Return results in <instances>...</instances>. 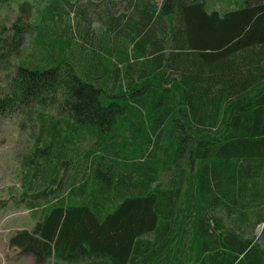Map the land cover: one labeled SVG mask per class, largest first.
I'll return each mask as SVG.
<instances>
[{
    "label": "trees",
    "instance_id": "1",
    "mask_svg": "<svg viewBox=\"0 0 264 264\" xmlns=\"http://www.w3.org/2000/svg\"><path fill=\"white\" fill-rule=\"evenodd\" d=\"M239 1L87 0L75 49L35 66L14 60L24 1L0 24V116L34 113L37 150L68 161L73 135L98 131L91 179L23 174L19 199L42 214L10 246L52 264H264V0ZM119 118L132 156L106 136Z\"/></svg>",
    "mask_w": 264,
    "mask_h": 264
},
{
    "label": "rangeland",
    "instance_id": "2",
    "mask_svg": "<svg viewBox=\"0 0 264 264\" xmlns=\"http://www.w3.org/2000/svg\"><path fill=\"white\" fill-rule=\"evenodd\" d=\"M23 1L25 6L20 10V4ZM70 1L77 3L79 6L70 7L67 0H8L0 5V24L6 23L9 26L20 11L23 14V18L29 20L30 23L28 27L29 31L24 36L20 52L14 59L15 62L20 61L32 66L41 65L48 58L49 52L53 50L51 49L52 46L56 47L55 50L59 53L58 61H65L67 59L68 51L66 50H74L75 48H72V46H75L76 43L78 44L81 41L79 38H75V25L77 23L79 25L81 9L87 0ZM111 1L114 3L108 2L110 3L109 5L113 4V8L116 7L117 0ZM119 4L116 9H124V3L121 2ZM80 5H82L81 8ZM56 12H60V19L57 14L51 16ZM99 26L100 23L94 20L91 27L94 31H97L99 30ZM67 36H71L70 43L72 46L69 48ZM86 50L91 49L86 48ZM75 56L79 57L80 55L76 54ZM109 59L110 64L108 63V65L110 67L114 66V58H110L109 56L107 59L108 62ZM75 61H77V58ZM77 63L75 62V64ZM76 67L80 69L79 65ZM121 67L124 68L123 66ZM125 95L128 96L127 94ZM48 107L45 110L48 113L52 112L53 109ZM33 116L34 113H31V115L23 113V115L10 114L0 116V264H52L48 258L38 261L31 253L22 252L18 248L10 246L8 243V238L15 229L20 227H33L38 217L42 214V209L39 204L34 207H29L19 199L25 191V186L22 183L25 172L33 171L35 178H37L35 186L40 189H42L41 186L49 183V180L52 178L54 184L51 187H56L58 183H63L66 176L69 175L68 178L76 176L78 167L81 176L84 175L91 179L94 176L92 170L96 174V164L92 165L90 156L87 158L85 156L87 152L83 151L89 150L92 142L97 140V130L91 127H83V129H80L73 135L74 144L73 141L67 144L70 147L76 146L78 148L77 150H79L78 155L80 157L76 158L75 161H68V157L58 158L53 156V154L49 155L48 152H44L43 150H37L36 144L40 145V148L43 145L38 144L37 123ZM46 117H49V115H46ZM109 134H115L112 137L114 144L117 142L121 144L118 146L125 148L128 143L127 141L130 139L127 120L119 118L116 127L112 129V132L106 134V136ZM141 147L142 145H139V149ZM70 149L66 150L67 153L65 152V155L68 156L71 153L69 151ZM98 151L103 152L101 150ZM99 152L96 154H99ZM124 152L128 156L133 155L132 150L128 147L125 148ZM33 155V158L37 160V164H35L34 169H31V167L26 166V161L29 156L31 157ZM83 169L85 171H82ZM40 175H42V178L43 176L47 177L45 180H42V178L39 179L38 177ZM28 191L32 192L33 190L30 189ZM24 196L25 198L28 197L25 194ZM261 229L262 223L258 224L252 232L259 235ZM261 242L264 246L263 240Z\"/></svg>",
    "mask_w": 264,
    "mask_h": 264
},
{
    "label": "crops",
    "instance_id": "3",
    "mask_svg": "<svg viewBox=\"0 0 264 264\" xmlns=\"http://www.w3.org/2000/svg\"><path fill=\"white\" fill-rule=\"evenodd\" d=\"M209 3L211 4V5H237L238 3H240V1L239 0H224V1H216V2H214V1H212V0H209Z\"/></svg>",
    "mask_w": 264,
    "mask_h": 264
}]
</instances>
